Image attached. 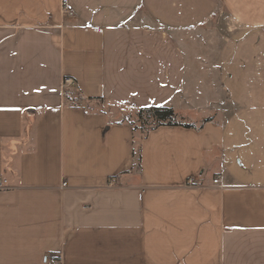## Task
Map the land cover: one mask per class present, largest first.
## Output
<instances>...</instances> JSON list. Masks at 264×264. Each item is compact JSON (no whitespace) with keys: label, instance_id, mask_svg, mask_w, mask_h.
<instances>
[{"label":"crops","instance_id":"obj_1","mask_svg":"<svg viewBox=\"0 0 264 264\" xmlns=\"http://www.w3.org/2000/svg\"><path fill=\"white\" fill-rule=\"evenodd\" d=\"M187 11L183 0H0V174L12 185L0 190V264L55 253L61 264H264V116L231 106L212 64L202 106L191 69L238 42L229 34L264 27V0H216L189 26ZM194 26L209 50H186ZM66 92L94 100L73 107ZM148 106L187 109L193 127L141 138L122 117Z\"/></svg>","mask_w":264,"mask_h":264},{"label":"rangeland","instance_id":"obj_2","mask_svg":"<svg viewBox=\"0 0 264 264\" xmlns=\"http://www.w3.org/2000/svg\"><path fill=\"white\" fill-rule=\"evenodd\" d=\"M200 1V2H198ZM216 0H183L184 4H187V9L193 8V11H187L185 22L187 26L194 23L199 19L205 18V15L211 13L209 9L213 7ZM201 30L199 27L194 26L187 27L186 29V50L193 51H207L209 50L204 43L197 44L196 33ZM205 33L204 30L201 34ZM225 33L223 31L217 32V34ZM208 35V34H207ZM235 43L227 44L224 46L221 53V57L215 56V58L208 64L205 59L201 61L202 67L195 62L192 64V71L201 76V94L202 98L199 103L204 106L209 101V96H204L208 92V74L204 72L205 65H216L213 74L218 75V82H223L226 87L232 89L231 97L234 103L231 106L238 109L241 114H249L252 116L261 115L264 116V58L260 67H253V60L261 57L264 54V27L249 28L243 31L233 32L229 34ZM241 36H249L248 39L242 40ZM190 38V39H188ZM219 48L221 46L219 45ZM229 52V53H228ZM228 56V59L225 57ZM254 58V59H253ZM201 67V68H200ZM202 71H200V70ZM211 78V77H210ZM204 94V95H203ZM193 104V103H192ZM103 108L109 107L103 105ZM238 107V108H237ZM186 109V108H185ZM180 113V112H179ZM185 115H178V119H188L193 117L194 114L186 109Z\"/></svg>","mask_w":264,"mask_h":264},{"label":"trees","instance_id":"obj_3","mask_svg":"<svg viewBox=\"0 0 264 264\" xmlns=\"http://www.w3.org/2000/svg\"><path fill=\"white\" fill-rule=\"evenodd\" d=\"M67 92L66 99L70 101V104L73 107H79L82 106L83 103L88 104V102L94 100L90 97H84L80 93L70 97ZM122 121L128 122L132 126L133 131L138 130L141 133V138L145 137L151 130L161 125L193 127L192 123L185 122L183 119H178V115L168 106H148L133 110L129 109L127 113L123 115ZM133 164L137 168L140 167L139 145L133 151Z\"/></svg>","mask_w":264,"mask_h":264},{"label":"built area","instance_id":"obj_4","mask_svg":"<svg viewBox=\"0 0 264 264\" xmlns=\"http://www.w3.org/2000/svg\"><path fill=\"white\" fill-rule=\"evenodd\" d=\"M63 7L66 9L64 3H63ZM63 86L72 87L74 86V81L70 78H65L63 82ZM212 183L221 187L220 177L216 176L215 178H213ZM185 186L189 188L197 186L196 179L193 176L189 177L185 182ZM11 187L12 185L10 184L8 178L0 174V190H5ZM61 258L62 256L60 253H55L51 256H48L46 262L47 264H61Z\"/></svg>","mask_w":264,"mask_h":264}]
</instances>
